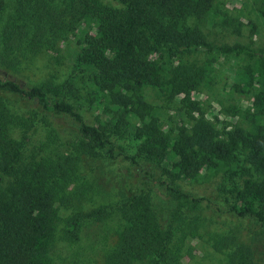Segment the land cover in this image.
I'll return each mask as SVG.
<instances>
[{
  "label": "trees",
  "instance_id": "1",
  "mask_svg": "<svg viewBox=\"0 0 264 264\" xmlns=\"http://www.w3.org/2000/svg\"><path fill=\"white\" fill-rule=\"evenodd\" d=\"M8 2L0 35V264H183L188 251L176 231L184 229L163 225L147 193L86 208L85 157L123 163L195 205L203 197L180 183H212L208 202L264 221V49L210 38L207 28L234 24L221 1L0 0V17ZM251 4L264 24V0ZM71 37L79 52L63 82L25 85L11 72ZM225 58L236 65L235 82L218 100L222 118L207 117L193 94L214 87ZM147 88L163 103L150 101ZM13 96L29 108L14 111ZM61 117L75 124L67 143ZM40 129L39 150L26 158ZM109 221L111 238L90 239L83 255L89 228ZM199 225L193 216L186 228L196 236ZM204 239L225 264H264L248 235L210 234L204 221ZM58 243L78 246L71 261L55 260Z\"/></svg>",
  "mask_w": 264,
  "mask_h": 264
},
{
  "label": "rangeland",
  "instance_id": "2",
  "mask_svg": "<svg viewBox=\"0 0 264 264\" xmlns=\"http://www.w3.org/2000/svg\"><path fill=\"white\" fill-rule=\"evenodd\" d=\"M222 2L224 9L234 19L233 26L227 27H209L207 31L210 38L216 43L231 44L239 42L248 44L255 48L264 49V24L256 17L251 0H219ZM11 9V2L7 3L4 14L0 17V35L3 24L7 19V15ZM248 21L252 22L248 24ZM254 24V25H253ZM1 49V43H0ZM1 51V50H0ZM79 52V47L75 37H71L68 41L60 45L58 52H44L38 55L28 57L17 64V68L11 72L23 83L28 85H39L44 81L53 83H61L72 70L74 56ZM0 65H3L0 63ZM236 65L231 58H225L218 68L216 82L211 89H202V91L193 94V97L207 106V117L219 114L218 100L222 99L224 87L228 88L235 82ZM147 98L156 103H163L162 99L152 90L146 89ZM175 106L176 102L173 103ZM14 111H26L29 103L25 99L13 96L9 102ZM240 105L242 107L250 105V101L241 98ZM61 129L59 130L60 138L63 142L69 141L74 137L75 124L69 118L61 117L59 119ZM41 129L31 139V144L25 150V157L29 158L36 155L39 145L38 137L41 135ZM65 150V144L60 146ZM80 169L84 178L90 183L92 191L86 208L98 205L108 206L111 203L121 201L124 197L133 195L135 192L142 191L147 193L152 207L155 209L161 223L165 226H172L178 229H184V232L177 230L176 236L184 237V249L188 252L183 258V264H225V254L222 251H215L204 239V221L205 229L210 234L218 233L220 235H248L252 242L255 254L261 258L264 263V221H258L253 217L236 218L223 212L226 206L222 201L213 200L208 202L204 197H213V184L200 183L196 185L180 183L181 190L192 194L196 198H200L199 204L195 205L187 201L185 198H178L171 195L165 185L160 184L156 179L155 182L148 181L145 176L138 177L134 174V170L123 163L109 160L102 156L85 157L80 162ZM214 199V198H213ZM193 216L199 217L198 234L193 236L188 232L186 226L189 224ZM205 218V220H204ZM100 225L98 230L92 227V237L86 234L81 239L80 248L82 250L88 246L90 239H100L103 233L108 238L111 234H107V227L111 224ZM85 233V232H84ZM83 233V234H84ZM109 233V232H108ZM111 233V232H110ZM193 236V237H192ZM78 246L71 247L66 243H58L53 252L55 260L60 261L72 260V254L77 250ZM86 252L83 250V255Z\"/></svg>",
  "mask_w": 264,
  "mask_h": 264
}]
</instances>
